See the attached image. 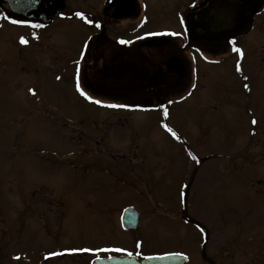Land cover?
<instances>
[{
  "label": "rangeland",
  "instance_id": "obj_1",
  "mask_svg": "<svg viewBox=\"0 0 264 264\" xmlns=\"http://www.w3.org/2000/svg\"><path fill=\"white\" fill-rule=\"evenodd\" d=\"M162 1L139 0L132 36L166 40L163 46L86 67L84 35L73 25L69 43L59 48L67 53L41 55L34 70L11 71L0 59V211L15 219L24 209L25 218L15 249L32 252L49 244L43 222L28 212L29 188L41 180L56 186L68 181L81 191L82 165L90 160V174L96 172L108 186L116 181L104 169L122 166L124 174H117L128 182L113 191L114 201L131 203L142 216L143 226L134 234L116 230L120 247L133 237L186 248L188 238L180 231L198 234L181 216L189 184L186 210L211 230L214 246L224 242L234 257L251 260L243 252L258 244L264 262V36L251 34L241 44H184L178 20H167ZM187 2L179 0L176 9ZM181 54L182 75L158 68ZM52 168L55 174L48 175ZM74 206L75 212L82 209L79 201ZM81 220L94 222L90 208L79 212ZM73 232L74 240H83L80 229Z\"/></svg>",
  "mask_w": 264,
  "mask_h": 264
},
{
  "label": "flooded vegetation",
  "instance_id": "obj_2",
  "mask_svg": "<svg viewBox=\"0 0 264 264\" xmlns=\"http://www.w3.org/2000/svg\"><path fill=\"white\" fill-rule=\"evenodd\" d=\"M34 1L36 3L37 0ZM121 1L130 6L128 0H62L63 7L45 19L41 15L15 11L8 0H0V59L11 71L34 70L37 60L42 56L49 54V56L55 57L57 53H67L66 48H64L66 50H59V48L63 44L69 43L73 25L76 26V30L81 35H84V39H82L84 49L81 50V58L85 61L86 67L89 66L90 62L92 63L91 66L94 67L98 62L112 64L119 58L124 59L127 55L136 53L141 47L163 46L167 43L166 40H159V45H145L144 42L149 40L148 38L137 41L132 34L137 27L134 20L141 14V4L139 0H133V8H129V6L126 7V4L124 6ZM189 1L191 2H187L185 7L179 6L177 9L176 5L179 0L162 1L164 11L169 13L167 20H178L179 35L184 44H199L207 47L217 44L224 45L234 41L241 44L251 34L256 33L261 37L264 36V0H221L229 4L235 14L231 18L235 22V29L231 30L229 27V31L226 32H210L204 29L206 23L200 10L210 7L214 0ZM35 3L32 5L33 7L29 6L31 12L37 11ZM41 9L52 11L45 7ZM123 11L135 13L124 16L121 15ZM78 12L82 15L77 16L76 13ZM211 19L213 17L210 16L209 20ZM89 20L92 23H88ZM13 21H19V23ZM141 24L142 22L138 26ZM226 26L229 24L227 23ZM21 38L26 43H22ZM162 65L177 75H182L184 72L182 54L179 57L172 55L159 64L158 68ZM105 72L106 69L103 68V76L108 77L107 73L104 74ZM94 79L99 80L98 78ZM97 85L99 86L98 81ZM163 109L162 106V111H164ZM160 118L164 123L165 112L161 113ZM120 119L121 117L118 116L117 120ZM160 125L163 126V124ZM159 129L162 130L163 128ZM188 156L195 159L194 153ZM92 164L93 161L86 160L82 165L85 171L83 172L84 181L81 191L77 190L76 183L69 188L68 184L71 182L68 181H59L60 186H56L55 181L41 180L29 188V196L26 195L29 200V204L26 205L29 207L28 212L43 222V226L41 223L43 227L41 230L46 231L49 236V244L39 245L32 252H24L19 248L15 249V244L19 242L20 236L22 237L24 233L25 218L22 215L24 209L15 219H9L6 214L0 211V264H91L94 260L114 256H133L141 260L148 256L171 253L185 255L184 264H264L259 260V254L262 251L258 244L249 250L245 249L243 252L245 254L249 252L250 258L253 257L251 260L248 256L234 257L224 242L218 248L214 246L216 245L215 241L212 243L210 240L211 230H208L201 221L195 219L186 210V195L190 187L189 184L185 187V196L181 202V216L184 221L195 227L197 231H193L198 234L192 235L190 233L188 237V233H185L186 230L180 231L183 237L188 238L186 248H164L163 245L147 244L142 240L130 237L127 241L129 246L122 248L127 247L126 249L132 252V255L111 251L106 253L80 251V249L120 247L115 239L117 229L134 234L143 226L142 216L137 211L138 229L125 230L121 226L120 216L123 209L129 206L134 208L131 203L120 206L114 201L113 191L121 186L119 184L125 186L128 182L124 177H120L124 174L122 166L119 167L120 165L116 164L114 170L104 169L105 173L110 174L113 182L116 181L113 185L108 186L103 184L102 177H98L96 172L90 174L92 170L89 171V167ZM71 166L79 167L76 164ZM52 171L53 168L48 171V175L55 174ZM73 191H76L77 196H72ZM77 201H79L82 209L75 212L74 204ZM40 204L42 209L36 212L37 206ZM0 206L2 207L1 202ZM84 206L85 209H83ZM31 208L32 211L30 212ZM88 208L94 215V222L91 224L88 223V220L78 222L79 212L82 210L86 212ZM74 229H80L83 236L82 241L74 240V236L78 234L73 232ZM159 229H148V231L154 232ZM180 229L183 227H179ZM71 233H74L73 236ZM166 234L165 228L164 235ZM91 238H94L93 241ZM137 242H140V247H136ZM210 242L212 245L209 244ZM51 253H55V255ZM136 253H140V255H136Z\"/></svg>",
  "mask_w": 264,
  "mask_h": 264
},
{
  "label": "water",
  "instance_id": "obj_3",
  "mask_svg": "<svg viewBox=\"0 0 264 264\" xmlns=\"http://www.w3.org/2000/svg\"><path fill=\"white\" fill-rule=\"evenodd\" d=\"M130 1V6L127 3H121L126 7L133 8V0ZM13 10L33 15H41L43 18L54 15L59 9L63 7L62 0H8ZM133 2V3H132ZM36 5L37 11L31 12L29 6ZM33 7V6H32ZM50 8L52 11H46L41 8ZM40 8V9H39ZM203 14L202 17L205 20L206 26L204 29L210 32H226L235 29V22L231 20L233 18L234 10L233 8L221 0H214L210 7L200 10ZM37 13V14H35ZM135 12L123 11L121 15L128 16L133 15ZM213 19L209 20V17ZM47 19V18H45ZM229 26H226V24ZM145 45H159V40H146ZM121 225L123 229L126 230H136L139 225L138 213L133 209V207H127L122 211L121 214ZM152 257V258H148ZM141 260L133 256H118V257H108L101 258L92 261L91 264H184L186 261V256L178 253L163 254V255H153L148 256Z\"/></svg>",
  "mask_w": 264,
  "mask_h": 264
},
{
  "label": "snow or ice",
  "instance_id": "obj_4",
  "mask_svg": "<svg viewBox=\"0 0 264 264\" xmlns=\"http://www.w3.org/2000/svg\"><path fill=\"white\" fill-rule=\"evenodd\" d=\"M77 16H81L82 14L81 13H76ZM14 23H19V21H13ZM88 23H92L91 20L88 21ZM21 42L22 43H26V41L21 38ZM123 43V41H121ZM239 70V69H238ZM245 87H247V85H245ZM77 90L80 91V86L79 84L77 85ZM31 91V89L29 90ZM81 95L85 96L86 99H89L91 100L92 98L90 96H87L83 91H81ZM96 104H100L101 101L99 100H96L94 101ZM107 107H126V105H106ZM256 121L253 120L252 123H255ZM165 127L167 128V126L165 125ZM169 132H171V134L175 137L176 136V133L175 132H172V130L170 128L167 129ZM136 247H140V242H137V245ZM80 251H100V252H114V253H126L127 255H132L133 253L132 252H129L126 248H122V247H115V248H96V249H80ZM52 255H55V253H51ZM136 255H140V253H136ZM148 258H152V257H148Z\"/></svg>",
  "mask_w": 264,
  "mask_h": 264
},
{
  "label": "trees",
  "instance_id": "obj_5",
  "mask_svg": "<svg viewBox=\"0 0 264 264\" xmlns=\"http://www.w3.org/2000/svg\"><path fill=\"white\" fill-rule=\"evenodd\" d=\"M191 153V152H190Z\"/></svg>",
  "mask_w": 264,
  "mask_h": 264
}]
</instances>
